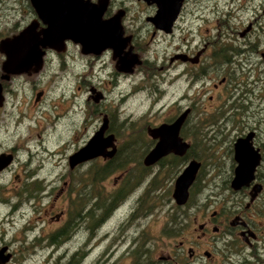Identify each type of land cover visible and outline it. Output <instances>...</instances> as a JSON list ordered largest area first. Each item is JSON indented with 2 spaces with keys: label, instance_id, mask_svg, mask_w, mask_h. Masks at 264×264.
Segmentation results:
<instances>
[{
  "label": "flooded vegetation",
  "instance_id": "1",
  "mask_svg": "<svg viewBox=\"0 0 264 264\" xmlns=\"http://www.w3.org/2000/svg\"><path fill=\"white\" fill-rule=\"evenodd\" d=\"M9 1L13 6L18 4V10L31 17L27 23L37 17L36 10L30 0ZM83 2L89 6L87 5L80 11H97L99 8L96 9L94 5L104 2L103 11L105 12L102 17L105 19L118 12L121 13L122 37H130V43L122 50L121 55L123 56L131 46L132 53L138 54L141 63L133 66L132 72H125L117 67V56L113 58L111 48H107L99 54H84L81 52L79 44L66 41L65 51L72 43L79 46L80 53L87 58H100L104 54L109 55L114 62L113 71L108 76L113 78L112 84H116L120 77L141 70L147 78L151 79L150 85L143 87L149 89L148 94H156L160 88L158 73L154 70L156 68L163 70L166 67L171 84L179 82L181 85L179 89L171 91L173 96L169 103L171 118L161 123H170L187 110L188 113L179 135L182 140L189 143V147L192 145L190 137L193 139L197 135L191 134L192 129L198 132L200 142L207 141L223 145L231 141L229 151L227 150L229 152V173L216 184V190L213 193L214 199L209 200L208 205L212 204L215 207L209 215L205 211L201 221L196 225V229L199 231L196 235L197 239H192L189 235L181 236L175 239L176 243L170 253L165 257H160L162 262L150 255V258L148 257L143 262L149 264H264V11L263 13L246 11L252 14V20L244 28L223 26L228 31L224 32L219 25L212 28L210 36L191 38L190 22L185 17V7L189 0H179L178 11H170L169 15L173 18L168 28L165 27V24L163 26L164 22L151 20L159 9L158 3L154 0H75V3L80 6H86ZM178 32L180 36L177 37L175 35ZM12 34L14 33L10 32L7 36ZM4 37L6 35L1 36L0 39ZM165 40L168 48L163 45ZM150 44L160 46V50L155 49L156 55L154 53V60L159 62V67H156L154 63L153 65L148 64L149 62L144 58V53ZM224 48L229 50V53L224 52ZM64 52L46 49L42 69L50 55L55 54L59 57ZM0 57L2 62L4 57L1 53ZM147 64L151 65V68H148ZM118 66L120 67L119 63ZM195 68L198 71H195ZM170 70L174 73H170ZM13 76L15 75H12L9 80L1 82L4 101L7 82ZM87 86L88 94L82 103L88 108L89 118L93 116L88 120L86 127L93 131L82 141L81 146H76L72 153L86 144L100 127L102 118L106 116L108 125L104 135H114L115 154L112 157L98 156L73 167H70L68 163V172L75 173L76 176L70 178L68 183L63 182L67 186L61 189L58 196L62 200H67V206L59 211H56V208H51L48 212L45 205L47 197L45 178L38 175L40 165L32 167L29 160L17 161L15 146L1 147L0 154H10L11 160L0 169V176L13 172L16 167L13 178L19 182L17 185L0 182V202H5L9 208L1 222L4 223L6 220L12 222L18 212L23 217L22 229L18 234L14 231L10 233L7 228L0 227V250L3 249V256H9L3 264H16L18 259L30 254V248L32 251H40L47 247H52L55 250L59 247L58 243H54L56 240L74 241L75 246H73L72 252L83 257L89 245L94 241L95 230L99 228L106 216L117 209L124 200H127V197L132 200L128 225L136 223L146 213L147 208L148 213L153 212L157 201L168 206H171L172 201L174 202L172 198L174 182L183 168L179 173L176 172L182 166L173 168V173H143L141 167L126 169L128 164H125L124 161L127 155L134 156V160L140 159L143 165L144 156L157 142V139H152L148 135V127H154L161 123L143 126L141 129V132L145 134L143 137L137 134L138 131L134 127H128L130 120L114 121L115 115L113 114L115 113L111 111V101L106 102L108 91L104 89V86L93 84L91 79L88 80ZM180 90L183 92L181 93ZM41 94L40 91L38 97ZM118 101H122L121 95L118 96ZM96 114L101 117V121H94ZM89 124L91 125L88 126ZM184 128L188 133H185ZM226 130L229 131L226 132ZM250 133L252 134L250 141L259 151L260 160L256 166L254 178L249 184L233 188L231 181L237 165L234 160L233 143L237 138L245 137ZM229 136L231 137L229 138ZM145 140L149 147L142 151L139 147ZM197 143L199 142L197 141ZM137 148H139L137 154H127L128 151H135ZM185 155L178 156L170 153L155 164L163 166L161 161L185 158L182 162L184 164L188 158ZM199 162L202 164L201 161ZM96 163L100 165L95 166ZM112 163L118 164L110 171L108 168ZM132 165L134 163H131ZM83 166L86 168L81 171ZM142 167L147 166L143 165ZM149 167L151 168V166ZM96 168L98 169L96 170ZM19 173H22V177ZM193 183L189 187V196ZM96 185L105 189L108 201L112 200L108 207L104 202L96 201ZM200 187L201 185L198 186V188ZM5 190L9 191L10 196L3 198ZM67 194H71L69 198ZM186 204L187 202L184 205L176 203V206L172 205L174 209L172 213L175 214V217L170 218L169 223L175 222L176 226L172 229L165 228L162 231L163 235L170 236V232H173L174 237L175 234L179 235L180 232L185 231L183 226L189 219ZM204 204L206 206L207 202ZM24 209L30 213L27 218L24 217ZM96 210L99 211L97 224ZM48 221L59 225L50 235L45 233L44 237L43 232L46 226L52 224ZM166 231L168 232L165 233ZM55 232H57V237L52 240L50 236ZM145 239L146 235L141 234L138 239L133 235L125 246L131 258L130 264H136L139 262L138 260L142 259ZM132 241L134 242L132 243ZM145 248L147 247L145 246ZM112 252L113 246L108 250V256ZM148 252H150L149 249ZM107 264H113V261L108 260Z\"/></svg>",
  "mask_w": 264,
  "mask_h": 264
},
{
  "label": "rangeland",
  "instance_id": "2",
  "mask_svg": "<svg viewBox=\"0 0 264 264\" xmlns=\"http://www.w3.org/2000/svg\"><path fill=\"white\" fill-rule=\"evenodd\" d=\"M246 11L263 13L264 0H189L185 7V17L190 22L191 38L207 37L212 35L214 26L220 25V29L222 28L224 32H228L225 29L227 26L244 28L252 20V14ZM26 14L18 10V4L13 6L9 0H0V35H4L8 29L10 30L13 23L24 26L31 19ZM175 36H180L179 32ZM238 40H240L239 37ZM163 45L168 48L166 40ZM147 49L144 58L149 62L148 64L153 65L154 63L156 67H159V62L154 59L155 49L160 50V46L150 44ZM113 65L114 62L109 55L104 54L100 58H87L80 53L79 46L71 43L68 50L61 56L50 55L46 65L39 73L31 76L15 75L7 82V90L4 92L5 101L0 107V148L15 146L17 161L29 160L32 167L40 165L38 175L45 178L47 191L45 205L48 212L51 208H56V211L66 208L67 200H62L58 196L61 189L67 186L63 182L68 183L70 178L76 176L75 173L68 172V155L76 146H81L82 141L93 131L91 128H86L88 120L93 116L89 118L88 108L82 103L88 94V80L91 79L93 84L100 87L104 86V89L108 91L106 102L111 101V111L115 113L113 114L115 115L114 121L130 120L128 127H134L138 131L137 134L143 137H145V134L141 132L143 126L159 124L171 118L169 106L173 97L171 91L179 89L181 83L171 84L166 67L163 70L157 68L154 70L158 73L160 88L156 94H148L149 89L143 87L149 86L151 79L147 78L141 70L120 77L116 84H112L113 78L108 76L113 71ZM148 68H151V65H148ZM195 71L198 70L195 68ZM170 73H174V71L170 70ZM40 91L42 94L38 97ZM119 95L122 96L121 102L118 101ZM76 100L78 102H75ZM94 121H101V117L96 114ZM228 126H230L229 123ZM23 139L29 140L23 141ZM190 140L192 144H195L193 145L194 152L200 156L203 166L198 172L200 174L199 182H195L194 193L192 192V196L190 194L186 204L189 219L183 226L185 231L180 232V236L175 234L174 237L173 232H170V236L173 238L163 235L162 231L165 228L172 229L176 226L175 222L169 223L170 214L174 211L172 205L175 203L173 201L171 206L162 205L157 201L153 212L142 215L136 223L128 225L132 200L127 197V200H124L117 209L106 216L99 228L95 230L94 241L82 257L84 264L91 262L107 264L108 260H112L113 264H130L131 258L125 246L133 235L136 239L141 234L146 235L143 244L149 249L150 257L158 258L159 262H162L160 257H165L170 253L176 243L175 239L184 235L197 239L196 235L199 231L196 229V225L201 221L205 211L209 215L215 207L212 204L208 205L209 200L214 199L213 193L216 190V184L229 173L228 151L231 141L220 145L212 142L206 143V141L197 143L191 137ZM148 147L145 140L139 148L145 150ZM188 160L189 157L184 164L180 165L182 167L176 173H179ZM98 165L100 164H95V166ZM130 167L136 168L137 166L128 164L126 169ZM85 168L86 166H83L81 171ZM15 170L16 167L13 172L0 176V182L17 185L19 182L13 178ZM168 172V169L165 170L164 167L156 164L149 169V173ZM19 174L22 177V173ZM199 185H201L200 188H198ZM95 192L100 199L107 195L105 189L99 188L98 185H96ZM9 196V191L5 190L2 197ZM8 210L5 202H0V227L7 228L10 233L14 231L18 234L22 229L23 217L18 212L12 222L6 220L2 223L1 221ZM97 210L96 216L99 215ZM24 212V217L27 218L30 213L27 209H24ZM48 223L52 224L46 226L43 232L44 237L45 233L50 235L59 225L52 221H48ZM73 246H75L74 241H66L61 242L55 250L52 247H47L40 251H32L30 248V254L18 259L15 263L64 264L72 253ZM112 246L113 252L108 256V250Z\"/></svg>",
  "mask_w": 264,
  "mask_h": 264
},
{
  "label": "water",
  "instance_id": "3",
  "mask_svg": "<svg viewBox=\"0 0 264 264\" xmlns=\"http://www.w3.org/2000/svg\"><path fill=\"white\" fill-rule=\"evenodd\" d=\"M35 8L37 17L32 19L16 33L0 39V53L3 60L0 64V106L3 105L4 95L2 81H7L12 75L36 74L43 67V58L46 49L64 52L66 41L77 43L84 54H99L111 48L113 58L117 56V67L121 71L132 72L133 66L141 60L129 47L124 55L122 50L130 43V37H122L121 13L105 19V3L94 5L97 11H82L87 7L75 3V0H30ZM87 2V1H86ZM158 3V12L151 20L160 21L168 28L173 16L170 11H178L179 0H154ZM89 6V5H88ZM90 8V7H89ZM79 9V10H78ZM80 9H82L80 11ZM42 24V26H40ZM159 26V25H157ZM163 28L165 30H168ZM120 64V67L118 66ZM188 111L182 112L174 121L148 127V135L157 139L156 144L143 158L144 166H152L162 157L173 153L178 156L186 154L189 143L180 137V129ZM108 119L102 118L100 127L90 137L84 146L68 156L70 167L98 156L112 157L115 154L114 135H104ZM252 134L237 138L233 143L234 160L237 165L231 181L233 188L249 184L254 178L256 166L260 160L259 151L250 141ZM11 160L10 154H0V169ZM201 163L190 159L174 182L172 198L178 205H184L189 197V187L199 172ZM9 256H3L0 250V264L5 263Z\"/></svg>",
  "mask_w": 264,
  "mask_h": 264
},
{
  "label": "trees",
  "instance_id": "4",
  "mask_svg": "<svg viewBox=\"0 0 264 264\" xmlns=\"http://www.w3.org/2000/svg\"><path fill=\"white\" fill-rule=\"evenodd\" d=\"M23 26H19V25H17V23H14L13 25H12V27H11V29L9 30L8 29V31L7 32H5V34L4 35H8L10 32L12 33H16L18 30H20L21 28H22ZM3 35V34H2ZM2 35H0V36H2ZM224 52H227V53H229V50H227V49H225L224 48ZM184 131H185V133H186V129L184 128ZM196 132V133H195ZM197 134L194 138H193V141H199L198 139H200V137H198V132L197 131H195V130H191V134ZM206 143H209V142H207L206 141ZM193 145H195V144H192V145H190V147H189V150H188V152H187V157H189V159H196V160H200V156L198 155V153L197 152H194V147H193ZM128 148H130V147H128ZM142 151H144V149L142 150ZM134 152V153H133ZM139 152V148H137L135 151H128V153L127 154H133V155H135V154H137ZM185 155V156H186ZM174 160H172V159H169V161L168 160H166V161H161V164H164L162 167H164L165 168V170H169V172L168 173H173V168L174 169H176L178 166H180L181 164H183L182 162H183V160L185 159V158H182V159H177V158H173ZM202 159V158H201ZM124 161H125V164H131V163H134L135 165H137V167H141V169H142V172L143 173H148L149 172V169H150V167H142L143 165H142V163H141V160L140 159H135L134 160V156L133 157H130V156H126V158L124 159ZM201 161V160H200ZM166 162V163H165ZM116 164H118V163H112V165L111 166H109V170L110 171H112V168L116 165ZM203 166V162H202V164H201V167ZM201 167H200V169H201ZM101 169H103V167H100ZM99 168V169H100ZM98 168H96V170H97ZM131 169H134L133 167L131 168ZM170 171H172V172H170ZM200 171V170H199ZM199 179H200V174H198L197 176H196V178H195V180H194V183H193V186L191 187V190H190V194H191V196H192V192L194 191V187H196L195 186V182L196 181H198L199 182ZM194 193V192H193ZM96 196H97V200L96 201H98V202H104V204H106L107 205V207L109 206V204L112 202V200L110 199L109 201L107 200V197H105V198H103V199H100V198H98V194L96 193ZM97 202V203H98ZM106 205L104 206V208L106 207ZM150 208V207H149ZM149 210H152V209H149ZM148 213V208H147V211H146V213H144L143 215H145V214H147ZM172 217H175V214H171V216H170V218L171 219H173ZM98 216H96V224L98 223ZM56 234H57V232H55V233H53L50 237H51V239L52 240H55L56 239ZM61 242H63V240H56L54 243H58V244H60ZM58 246V245H57ZM149 257V252H148V249L147 248H145V246L143 245V248H142V259L141 260H138L139 262L138 263H136V264H149V263H145V262H143V261H145L147 258ZM150 258V257H149ZM82 260H83V258H82V256L80 255V254H77V253H71L70 255H69V257L67 258V260H66V262L64 263V264H84V260H83V262H82ZM94 264H97V263H94ZM160 264V263H159Z\"/></svg>",
  "mask_w": 264,
  "mask_h": 264
}]
</instances>
